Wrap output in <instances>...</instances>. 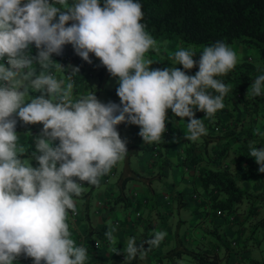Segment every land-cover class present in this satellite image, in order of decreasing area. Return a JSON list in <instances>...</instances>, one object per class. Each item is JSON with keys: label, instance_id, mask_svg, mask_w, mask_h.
<instances>
[{"label": "clouds", "instance_id": "1", "mask_svg": "<svg viewBox=\"0 0 264 264\" xmlns=\"http://www.w3.org/2000/svg\"><path fill=\"white\" fill-rule=\"evenodd\" d=\"M143 17L139 0H103V6L101 0H73L71 5L68 0H0V264H14L18 258L27 264H85L88 252L72 238L69 211L76 213L75 198L83 184L99 186L101 177L128 153L116 126L137 125L143 143H159L166 131V110L171 109L175 117L187 118L184 139L195 142L207 135L195 112L209 119L225 107L231 89L218 77L236 67L237 52L216 41L203 47L197 61L194 51L181 48L169 54L171 67L150 70L153 62L145 54L159 48ZM33 44L35 57L29 55ZM65 45L89 64L95 56L118 78L119 104L102 103L94 92L73 99L72 80L79 72L75 63L69 65L71 71L64 64L66 84L47 71L54 65L64 72L51 57L66 52ZM193 67H198L195 75L186 74ZM30 90L40 95L32 98ZM247 94H264V74ZM17 118L24 125L43 126L31 153L36 167L22 159ZM256 133L264 135L259 128ZM248 156L264 173V147H250ZM193 197L200 200L197 194ZM116 231L109 220L104 235L112 254L123 253V264L144 259L167 235L155 231L139 245L136 237H129L118 250Z\"/></svg>", "mask_w": 264, "mask_h": 264}, {"label": "crops", "instance_id": "2", "mask_svg": "<svg viewBox=\"0 0 264 264\" xmlns=\"http://www.w3.org/2000/svg\"><path fill=\"white\" fill-rule=\"evenodd\" d=\"M70 24L71 22L66 26ZM157 46L159 48L157 53L150 49L145 55L149 56L148 59L153 62L149 67L150 70L161 69V65L170 59V53L183 48L174 38L168 37L157 40ZM63 50L74 54L71 45H65ZM201 51H194L196 53L194 60H199ZM29 55L31 57L37 55L34 45H30ZM94 58L95 56H90L92 63L89 64L79 56H75L74 67H79V72L73 76L72 80L74 82L73 99L94 92L98 101L102 103L119 104V97L116 95L118 85L113 83L110 86L111 89L108 87L104 89L109 77L106 75L108 71H101L100 68L103 67L101 62H94ZM51 59L62 65L64 72L57 71L54 65L47 71L57 79H63L66 84L68 82L65 76L66 67L61 63L59 55L53 54ZM33 67L38 75L39 65L34 63ZM175 67L183 70L179 64ZM197 71L198 67H193L187 70L186 74L195 75ZM98 74L102 75L101 80ZM39 95V92L29 91V96L32 98ZM101 95L104 96L101 97ZM218 114L228 119L226 113L217 111L216 115ZM166 115V131L159 143H143L138 135L140 129L137 125L125 123L117 125L116 130L120 138L127 141L128 153L108 174L101 177L99 186L85 183L83 186L88 188L82 190L80 197L75 198L76 213L69 211L67 223L77 246L82 245L87 249L88 259L85 264H123V253L112 254L110 249L113 246L104 235L108 230L109 220L117 226L114 235L118 241V250L126 247L129 237H136L137 245H139L142 241L149 239L155 231L167 233L159 247L152 249L144 259L137 258L139 264H170L168 262L170 260L167 259H170L173 253L178 251L188 253L191 250L202 252L203 258L207 257L215 264H249L248 258H245L246 255L253 260L264 261V258H258L251 252L253 247L251 245L249 252L247 249L237 252L231 249L227 251L219 245L220 235L227 236L232 243L238 234L239 221L243 217L240 214L234 219L226 215L215 216L214 213L217 211H214L206 202L205 194L199 188L196 178L186 169L187 167L180 163L183 143L187 141L184 139L187 132V118L183 121L175 117L171 109L166 110ZM204 115H198V118L207 120L204 119ZM42 127L39 123L24 125L17 118L15 128L19 137L17 143L25 149L22 159L30 160L33 167L38 165L34 159L31 160V153L35 151L34 140ZM174 129L180 131L179 136L174 137ZM153 145H157L161 151L158 158L152 151ZM165 145L166 149L163 148ZM193 194H197L200 200H196ZM175 209L178 213L177 219L172 214ZM116 221L118 225L115 224ZM258 235L261 239L256 243L259 248L264 249V231L259 232ZM97 240L99 247L94 248L91 242ZM190 240L192 245L189 244ZM144 247L147 248L148 245L145 244ZM30 260L33 263L31 258ZM14 264H27V262L18 258Z\"/></svg>", "mask_w": 264, "mask_h": 264}, {"label": "trees", "instance_id": "3", "mask_svg": "<svg viewBox=\"0 0 264 264\" xmlns=\"http://www.w3.org/2000/svg\"><path fill=\"white\" fill-rule=\"evenodd\" d=\"M139 3L144 13L141 22L156 41L174 38L193 51L223 41L239 54L236 67L226 76L218 77L231 89L224 98L225 107L218 110L226 113L228 119L215 114L204 120L207 135L183 143L180 163L194 175L214 211L220 210L222 215L233 219L238 214L243 217L232 243L219 238V245L227 251L249 252L250 240L256 238L258 242L261 238L255 234L264 231V173L258 172L254 158L248 156L250 147H264V135L256 133L259 128L264 134V94L254 98L247 94L255 78L264 74V0H139ZM66 53L59 55L61 63L65 64L68 55L74 64L77 55ZM98 77L103 78L101 74ZM201 114L204 113L196 111L195 118ZM179 133L174 129V137ZM151 148L158 158L159 147ZM188 254L198 264H215L203 258L202 252L188 251ZM246 257L249 264H264L263 260ZM131 264L139 261L133 260Z\"/></svg>", "mask_w": 264, "mask_h": 264}, {"label": "rangeland", "instance_id": "4", "mask_svg": "<svg viewBox=\"0 0 264 264\" xmlns=\"http://www.w3.org/2000/svg\"><path fill=\"white\" fill-rule=\"evenodd\" d=\"M68 3L71 5L72 3H73V0H68ZM166 41H171V40H166ZM183 47V46H182ZM185 50H188V47H183ZM158 51H156V53H157ZM146 55V54H145ZM238 56H239V54H238ZM148 57L149 56H145V58L146 59H148ZM148 60H151V59H148ZM100 62L99 61V59L98 58H94V62ZM152 61V60H151ZM171 63V60L169 59L167 62H164V64H162L161 65V69H163V68H166V67H171L172 65L170 64ZM150 67V66H149ZM100 70L102 71V70H106L105 68H100ZM98 73H100V72H98ZM95 75H96V73H95ZM107 76H109L108 77V81H107V83H106V85L104 86V89H107V87L109 88V89H111L110 88V86H111V84H113V83H115L116 85H118L119 86V84H118V78H116V77H112L111 75H108V73L106 74ZM104 96V95H103ZM102 95H101V97H103ZM86 188H88V186H83V190H85ZM168 209H169V207H168ZM174 216H175V218L177 219L178 218V213H177V209H175V211H174V213H172ZM162 218H164V216H162ZM165 219V218H164ZM171 220V217H170V219H169V221ZM207 225H209V223L207 222ZM257 234H259V233H256L255 235H257ZM193 235L195 236V234H194V232H193ZM220 237L222 238L221 240H226V238H228L227 236H222V235H220ZM256 239V238H255ZM255 239H251L250 240V242H249V245H251V246H253L252 248H251V252L256 256V257H258V258H264V249L263 248H259V245L256 243L257 241H255ZM259 239V238H258ZM189 244L190 245H192L193 243H192V240H190L189 241ZM192 248V247H191ZM191 248H189V250L191 249ZM191 251H195V250H191ZM219 256H220V254H219ZM167 260H170V261H168V262H170V264H198V262H196L195 260H194V258L190 255V254H188V253H183V251H181L180 253H179V255H176V253H173L172 255H171V257H170V259H167ZM166 260H164V262H165ZM166 264V263H165Z\"/></svg>", "mask_w": 264, "mask_h": 264}, {"label": "built area", "instance_id": "5", "mask_svg": "<svg viewBox=\"0 0 264 264\" xmlns=\"http://www.w3.org/2000/svg\"><path fill=\"white\" fill-rule=\"evenodd\" d=\"M65 51L63 52V54L65 55ZM67 54V53H66ZM90 55H94V54H92V53H90L89 54V56ZM65 60V64L67 65V68H68V71H71V69L69 68V65H71L72 66V63H73V59L72 58H70L68 55H67V57L64 59ZM221 213L220 212H217V215H220ZM96 241H93L92 242V245L94 246V247H96V243H95ZM21 258H25L23 255H21L20 256Z\"/></svg>", "mask_w": 264, "mask_h": 264}]
</instances>
